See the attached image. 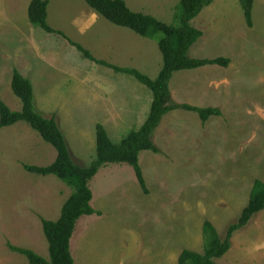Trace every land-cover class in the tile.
<instances>
[{
	"label": "rangeland",
	"instance_id": "obj_1",
	"mask_svg": "<svg viewBox=\"0 0 264 264\" xmlns=\"http://www.w3.org/2000/svg\"><path fill=\"white\" fill-rule=\"evenodd\" d=\"M31 1L0 0V99L12 110H21L23 103L12 89L14 70L29 77L37 108L46 117H56L78 163L85 157L80 151L85 133H91L93 154L82 163L87 167L96 157V125L104 124L112 139L121 142L144 123L153 91L135 76L116 74L114 70L120 78L116 83L119 90L102 87L99 78L106 67L86 58L66 37L31 23ZM126 2L135 11L152 14L168 24L177 23L175 13L180 0ZM92 17L97 15L86 0H49L48 22L56 30L63 31L61 28L75 19ZM103 19L106 22L100 28L111 25L129 38L121 37L120 42L114 31L113 39L106 37L104 43L117 38L122 49L123 44L133 43L134 48H140V57H133L123 66L156 78L164 65L158 39ZM253 20V27H249L240 0H215L192 21L204 34L190 55L200 59L227 57L231 62L227 67L207 65L175 72L170 82L172 99L200 107H216L212 100H217L222 115L212 116L200 127L194 145L201 147L190 145L184 150L182 145L190 142L188 134L196 132L202 122L199 114L177 109L164 116L153 137L161 155L151 150L140 153L145 176L152 175L147 181L146 197L149 209L156 203L154 210L136 213L130 208V203L132 209L135 203L131 199L118 204L121 208L116 207L119 198L129 196L130 188L141 189L131 165L109 163L99 171L90 184L92 205L102 214L84 216L78 222L72 240L75 264H178L184 248L203 249L204 220H211L225 236L228 226L239 219L249 200L246 186L257 179L264 181V154L258 156L264 146L259 140H264V0L255 1ZM63 32L93 53L84 36ZM100 43L102 48L103 41ZM94 51L100 55V51ZM113 99H129L134 109L117 131L118 137L106 125L110 118L112 123L116 121L109 109ZM202 99L205 103L199 102ZM120 107L121 111L125 109ZM161 130L174 136L160 141L161 135L157 138V134ZM237 136L239 147H231ZM249 137L252 144H243ZM169 140L174 141L171 147ZM219 146L223 147L222 154L217 153ZM57 155V150L25 121L0 128V264H30L9 244L49 258L42 220L59 219L74 189L55 175L29 172L25 165L49 166ZM171 239L175 244L190 242L181 246L170 242L166 246ZM262 255L264 210L234 233L231 249L215 262L248 264L245 261L250 258L249 262L254 260L251 264H258L257 257ZM260 262L264 264V258Z\"/></svg>",
	"mask_w": 264,
	"mask_h": 264
},
{
	"label": "trees",
	"instance_id": "obj_2",
	"mask_svg": "<svg viewBox=\"0 0 264 264\" xmlns=\"http://www.w3.org/2000/svg\"><path fill=\"white\" fill-rule=\"evenodd\" d=\"M88 5L112 23L132 29L148 38L158 39L159 48L164 56V65L156 78H151L136 68L121 67L105 60L98 59L82 44L74 42L63 31L54 29L48 22L49 0H32L28 14L31 23L44 31L60 34L70 41L86 58L112 68L116 72L135 76L148 86L154 100L148 118L139 130L131 131L120 143L111 140L106 127L98 123L97 155L88 167H83L74 160L67 139L61 130L56 117L44 116L36 105L34 84L29 77L18 69L14 70L12 89L23 107L19 111L12 110L0 99V128L14 125L20 121L27 122L40 136L50 143L58 152L56 160L49 166L25 165L29 172L41 175H55L74 189L73 194L65 202L59 219L43 218V229L49 243V258L33 249L9 244L12 251L25 256L30 264H75L72 240L77 224L84 216L101 215L92 201V179L109 163H127L131 165L143 189L148 192L144 173L140 164V153L151 150L161 153L154 142V133L160 126L164 116L177 109L197 112L205 122L213 115H222L217 107H199L188 103H177L172 99L170 82L175 72L195 69L207 65L227 67L231 60L227 57L213 59L194 58L190 55L193 45L203 36V31L192 24L206 6L215 0H180L176 6L177 23L168 24L159 18L138 12L130 8L126 0H86ZM244 16L249 27H253V8L256 0H240ZM162 33L163 36L158 37ZM264 210V182L256 180L250 201L239 219L231 223L226 235H220L214 223L207 219L204 223V252L190 249L182 251L179 264H217L215 260L224 256L232 247L234 233L247 226L252 218Z\"/></svg>",
	"mask_w": 264,
	"mask_h": 264
},
{
	"label": "crops",
	"instance_id": "obj_3",
	"mask_svg": "<svg viewBox=\"0 0 264 264\" xmlns=\"http://www.w3.org/2000/svg\"><path fill=\"white\" fill-rule=\"evenodd\" d=\"M88 4V3H87ZM91 8V7H90ZM91 12H93V13H95L96 15H97V17H92V18H90L89 20H85V21H83V20H81V21H77L76 19L75 20H73V21H71V23H70V25H68V27H66L65 29L64 28H61L63 31H65V32H68V33H71V34H76V35H82V36H84V42L90 47V49L93 51V53L95 54V55H97L100 59H102V60H105V61H107V62H109V63H112V64H115V65H120L121 67H127V66H123L124 65V63H129V61H132V60H134V58L133 57H136V58H139L140 57V48H139V46L137 47V48H134L132 45H134V43L132 44V45H126V44H123V46H124V49H122V48H120L119 47V40H120V38L121 37H127V35L126 34H124V33H119L118 31H116L115 29H113L112 27H111V25H110V27H103V28H100V24H103L104 22H106V21H104V19L103 18H105V17H103L102 15H100V14H98L96 11H94L92 8H91ZM152 15V14H151ZM154 16V15H153ZM156 17V16H155ZM106 19V18H105ZM108 20V19H107ZM161 20V19H160ZM109 21V20H108ZM163 21V20H162ZM111 22V21H110ZM112 23V22H111ZM112 24H114V23H112ZM116 25V24H115ZM72 26V27H71ZM116 26H119V25H116ZM119 27H123V26H119ZM125 28V27H124ZM127 28V27H126ZM71 29V30H70ZM130 29V28H129ZM132 30V29H131ZM114 31H116L117 32V34L119 35L118 37H119V40L116 38L115 40V42L112 40H110V39H108V40H110L111 41V43L110 44H107V42H105L104 43V41H105V38L106 37H108V38H112L113 39V33H114ZM133 31V30H132ZM128 38V37H127ZM129 39V38H128ZM118 40V41H117ZM86 41H88V42H86ZM100 41H103V44H102V48H101V43H100ZM120 42H122V40H120ZM94 50H97V51H100L99 53H100V55H101V53H102V55L100 56L99 54H97ZM93 54V55H94ZM94 55V56H95ZM135 58V59H136ZM96 63V62H95ZM97 64V63H96ZM99 65V64H98ZM104 66V65H103ZM106 68L104 69V71H103V73H104V75H102L100 78H99V81H100V83L99 84H101V85H103L102 87H104V88H106V89H109L110 91L111 90H113V89H117V90H119V88H117V86H116V83H118L119 82V77H118V75H114L115 73H113V69H110V67H107V66H105ZM204 67V66H203ZM230 68V67H229ZM116 74H119V72H116ZM121 74V73H120ZM122 78V77H121ZM232 80H231V78H228V82H231ZM113 85V86H112ZM230 94H232V92L230 93ZM231 96V95H230ZM229 96V97H230ZM232 97V96H231ZM153 100H154V96H153ZM153 100L151 101L152 103H153ZM211 100V99H210ZM210 100H207L208 102L210 101ZM131 100H129V99H121V100H114L113 99V101L110 103V111L113 113V115L115 116V119H116V121H115V123H112V121H111V118L107 121V126L109 125V127H111V129H112V132H113V134L114 135H116L115 137H118L119 135L117 134V131L119 132V131H121V126L123 125V124H125L124 123V121H127V118L128 117H131L132 115H133V112H134V109H133V105L131 104V102H130ZM203 102V103H205V99H202V100H200L199 102ZM213 102H214V104H216L217 106V108H220V102H218L217 100L215 101V100H212ZM152 103H151V105H150V108H149V113H150V110H151V107H152ZM193 105V104H192ZM120 106H124L125 107V109H123V111H121V107ZM195 106H197V105H195ZM200 107V106H199ZM210 107H213V106H210ZM221 109V108H220ZM188 111V110H187ZM221 111H222V109H221ZM119 112V113H118ZM149 113H148V115H147V118H148V116H149ZM120 114V115H119ZM200 116V115H199ZM213 116H215V115H213ZM216 116H221V115H216ZM212 117V116H211ZM210 117V118H211ZM146 118V119H147ZM201 118V117H200ZM209 118V119H210ZM146 119H145V121H146ZM209 119L207 120V121H209ZM202 120V119H201ZM144 121V122H145ZM207 121H203L202 120V122L199 124V126H198V128H197V130H196V132H194V133H189L188 134V136H187V138H188V140L190 141V142H188V141H186L187 143H188V145L186 144V145H182V148H183V150H184V148L185 149H187L188 147L187 146H190V145H192L193 147H195V146H198V147H201L202 145H194L195 144V139H194V137H195V135L196 134H198L197 132L199 131V129H200V127L202 126V124H206L207 123ZM144 124V123H143ZM142 124V125H143ZM104 125V124H103ZM97 126V125H96ZM141 128V127H140ZM107 129V128H106ZM107 131H108V129H107ZM235 132H236V130H235ZM108 133H109V131H108ZM232 133V132H231ZM234 133V132H233ZM159 135H161L160 136V141H163V139H167L166 137H169V136H174V135H172L170 132H165V131H163V130H161V131H159V133L157 134V138H158V136ZM109 136H110V133H109ZM251 136V135H250ZM85 137L86 138H84V142L82 143V144H84L85 143V145L83 146V149H82V145H80V151L83 153V155L85 156L83 159L81 158V160H82V163L84 162V160H86L88 157H91L92 156V154H93V147H92V135H91V133H88L87 132V134L85 133ZM252 137V136H251ZM251 137H249L248 138V140H245V142H242L243 144L245 143H247V142H249V144H252L251 142H253L252 141V138ZM110 138H111V140L113 141V142H115L113 139H112V137L110 136ZM204 138L205 137H203V141H204ZM171 140V139H170ZM169 140V144H168V147H171V146H173V144H174V141H170ZM261 142H263L264 143V140L262 139V137H260V139H259ZM203 141H202V143H203ZM155 142V141H154ZM96 143H97V130H96ZM115 143H118V142H115ZM120 143V142H119ZM191 143V144H190ZM88 144H89V146H88ZM237 144H238V147H239V142H238V136H237V141L234 143V144H232L231 145V147H233V146H237ZM164 145H165V142H164ZM158 146V145H157ZM259 145H257V147H258ZM159 147V146H158ZM238 147L236 148V150L238 149ZM243 147V149H245L246 148V145H244V146H242ZM249 147V146H248ZM251 147V146H250ZM88 148L90 149V150H88ZM252 148V147H251ZM222 150H223V147H221V146H219L218 147V152L217 153H219V154H222L221 152H222ZM194 151V150H193ZM229 151H230V153H235V150H233L232 148H230L229 149ZM229 151H227V153L229 152ZM152 152H154V151H152ZM154 153H156V152H154ZM156 154H160L161 155V153H156ZM262 154H264V146L262 147V149L260 150V153L258 154V156H260V155H262ZM96 155H97V145H96ZM72 156H73V158L75 157L74 156V154H72ZM264 156V155H263ZM76 158V157H75ZM75 158H74V160H75ZM96 158V157H95ZM187 159H189V158H187ZM221 159H224L222 156H221ZM56 160V159H55ZM54 160V161H55ZM76 161V160H75ZM76 163H78L77 161H76ZM82 163H78L79 165H81V166H83L82 165ZM141 164V163H140ZM91 165V164H90ZM89 165V166H90ZM208 165V164H207ZM83 167H86V166H83ZM88 167V166H87ZM142 167V166H141ZM134 169V168H133ZM142 170H143V168H142ZM134 172H135V170H134ZM143 173H144V171H143ZM135 174H136V172H135ZM137 177V176H136ZM144 177H145V180H146V184H147V181H149V180H151V178H152V175L150 176V178H148V177H146L145 176V173H144ZM138 179V178H137ZM258 180V179H257ZM259 180H261V179H259ZM261 181H263V180H261ZM183 182H185V181H183ZM264 182V181H263ZM254 183H255V181H251L250 182V184H248V186H246V197L248 196V193H249V200H248V203H249V201H250V197H251V193H252V189H253V186H254ZM138 184H139V186H140V190L139 189H129V191H128V195L129 196H127V197H124V198H119L118 200H117V204H116V207L118 208V207H120L121 208V205H119L118 206V204H120V203H122L123 204V201H124V203L125 202H130V199L131 200H133V203H134V206H133V209H132V207H131V203H130V208H131V210H134L136 213L138 212V211H142V210H147V211H149V210H154V209H156V208H153V207H155L153 204H156L155 202L150 206V207H152V208H150L149 209V207H148V197H146V194H148L149 193V189H148V185H147V189H148V192H146L144 189H143V187L141 186V184L139 183V181H138ZM245 201V200H244ZM143 202V203H142ZM143 204L145 205V207H148V208H145L144 206H143ZM248 205V204H247ZM246 205V206H247ZM245 206V207H246ZM244 210V209H243ZM243 212V211H242ZM132 213H133V211H132ZM131 212H130V214H132ZM186 215H187V213H186ZM205 221L206 220H204V222H203V224L205 223ZM189 223V222H188ZM215 225V224H214ZM164 228V227H163ZM200 228V227H199ZM203 229H204V225H203ZM164 230H168V229H164ZM190 231V230H189ZM199 232L201 233V231L199 230ZM190 233V232H189ZM201 235H202V233H201ZM194 235H192V237H193ZM202 237H203V240H204V230H203V235H202ZM172 239H173V237H172ZM172 239L170 240V241H168V244H166V246H168L169 244H170V242L171 243H173L172 242ZM193 239V238H192ZM188 242H190V241H187V240H185V243H188ZM185 243L183 242V243H178V244H175V243H173V244H175V245H178V246H181V245H185ZM191 243H192V241H191ZM204 244H205V242H204ZM177 247V246H176ZM185 249H187V248H184L183 250H185ZM190 250H193V251H197V250H194V249H190ZM256 250H258V249H256ZM261 251V250H260ZM197 252H204V245H203V249L201 250V251H197ZM258 252H259V250H258ZM182 253V252H181ZM181 253H180V255H181ZM256 253V252H255ZM261 253V252H260ZM263 253V252H262ZM180 255H179V257H178V264H179V258H180ZM263 258H264V255H262V256H260V257H257V263L258 264H261V262H260V260L262 259L263 260ZM249 259L250 258H248L245 262L246 263H248V264H251V262H254V260H252L251 262H249Z\"/></svg>",
	"mask_w": 264,
	"mask_h": 264
}]
</instances>
